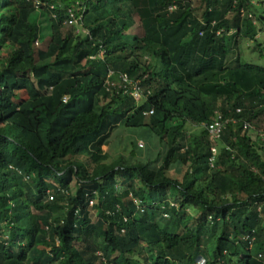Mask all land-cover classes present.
Instances as JSON below:
<instances>
[{
	"label": "trees",
	"instance_id": "obj_1",
	"mask_svg": "<svg viewBox=\"0 0 264 264\" xmlns=\"http://www.w3.org/2000/svg\"><path fill=\"white\" fill-rule=\"evenodd\" d=\"M40 2L0 0V264H264V95L187 86L264 74V0Z\"/></svg>",
	"mask_w": 264,
	"mask_h": 264
},
{
	"label": "rangeland",
	"instance_id": "obj_2",
	"mask_svg": "<svg viewBox=\"0 0 264 264\" xmlns=\"http://www.w3.org/2000/svg\"><path fill=\"white\" fill-rule=\"evenodd\" d=\"M254 1L256 3V6L260 7L259 4L262 0ZM82 10L83 11L80 15L79 21L84 27L86 34H88V27L92 26L95 23L96 16L94 14H88L85 7ZM78 11H81V9H79ZM259 39L261 40V42H264V33L260 35ZM104 54V51H102L100 57H104ZM245 58L249 62L258 63L264 66V59H262L258 53H253L248 50V46H245ZM236 85H239L243 94L246 95L244 100L247 102V104L258 102L259 99L257 95L259 93L264 95V74H248L241 70H230L227 72H210L200 78L187 81V86H189L193 90L206 94H228L235 91ZM175 130L176 127H172L169 130V133L167 135L168 141H171L173 139ZM198 130L199 128L193 127L190 129V133L197 132ZM257 131H259L260 134L264 136V129L261 128ZM128 134L129 132L125 129L117 130L111 139V144L109 146L103 147L104 154L101 157H98L97 160L112 162L117 159L120 154H123L129 158V151L131 150V147L130 143L128 142ZM262 140H264V137ZM140 142H143L145 145L144 141ZM146 148L147 147H145L143 150H146ZM144 155L145 153L142 154V156ZM76 188L77 184L75 182L72 185V190L75 192ZM215 240V238H209L205 241V244L209 252L211 253L215 248Z\"/></svg>",
	"mask_w": 264,
	"mask_h": 264
},
{
	"label": "built area",
	"instance_id": "obj_3",
	"mask_svg": "<svg viewBox=\"0 0 264 264\" xmlns=\"http://www.w3.org/2000/svg\"><path fill=\"white\" fill-rule=\"evenodd\" d=\"M37 8H40V6H42V3L40 2V0H35ZM53 8V7H52ZM84 7L83 6H74V8H71L68 10V18L65 21V25H70V26H74L76 28V32L78 34H83V35H90V31L88 29V34H86V31L84 30V27L82 26L80 20V15L82 13V9ZM79 9H81V11H78ZM176 9V6H171L169 8V10L172 12ZM122 81L125 84H133V82L129 79V77L127 75L122 76ZM125 93H129L131 95H134L137 99H141L142 93H141V88L139 87L138 84H133V86L129 89L128 87H125ZM69 100V97H65V101L67 102ZM153 113V112H151ZM223 128V124L220 121H215L214 123H212L211 125H209V132L214 135L216 138L220 137L221 131ZM144 143L140 142V147H144ZM213 152L216 153V149L213 148ZM92 204V202H91Z\"/></svg>",
	"mask_w": 264,
	"mask_h": 264
}]
</instances>
